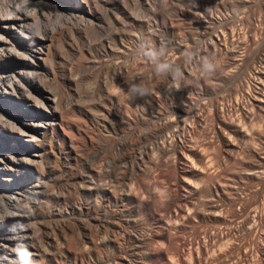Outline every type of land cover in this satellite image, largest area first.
<instances>
[{"label":"bare ground","instance_id":"obj_1","mask_svg":"<svg viewBox=\"0 0 264 264\" xmlns=\"http://www.w3.org/2000/svg\"><path fill=\"white\" fill-rule=\"evenodd\" d=\"M0 94V264H264V0H0Z\"/></svg>","mask_w":264,"mask_h":264},{"label":"rangeland","instance_id":"obj_2","mask_svg":"<svg viewBox=\"0 0 264 264\" xmlns=\"http://www.w3.org/2000/svg\"><path fill=\"white\" fill-rule=\"evenodd\" d=\"M21 41H23L22 43L23 44H25V42H29L30 41V39L28 38V37H24V38H22L21 39ZM29 65H24V67H23V70L24 71H26V70H29ZM32 70V69H31ZM23 71V72H24ZM80 78H81V81H84V80H86L85 78V75L82 77V76H80ZM35 93H36V91H35ZM3 100H5V96H1V94H0V103L3 101ZM31 115H32V113H31ZM33 116V115H32ZM17 117V119L19 120V118H21L20 116H16ZM22 118H23V120H24V118H29L25 113H23V115H22ZM17 137H18V139L20 140V142L18 143H16L15 141H13V140H10V139H7V138H0V145L3 147V146H5L6 148L7 147H13V146H11V145H9V144H19V145H21V143L23 144V143H28V144H31V145H33V143L30 141V140H27L29 137L28 136H26L25 134L24 135H21V134H17ZM20 137V138H19ZM4 147V148H5ZM20 149V148H19ZM46 262H47V264H55V262H54V260H53V258L51 259V258H48L47 260H46Z\"/></svg>","mask_w":264,"mask_h":264}]
</instances>
